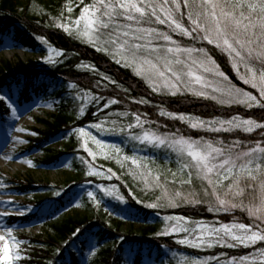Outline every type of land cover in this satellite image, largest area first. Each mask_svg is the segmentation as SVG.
Segmentation results:
<instances>
[{
	"label": "snow or ice",
	"instance_id": "1",
	"mask_svg": "<svg viewBox=\"0 0 264 264\" xmlns=\"http://www.w3.org/2000/svg\"><path fill=\"white\" fill-rule=\"evenodd\" d=\"M75 6L79 7V15L73 19V2L68 0L61 11L62 22L55 23V27L108 56L120 67L131 70L150 94L190 96L236 112L226 118L204 119L169 111L162 106L163 101L156 106L160 117L179 120L190 129L212 134L209 138L203 135L193 138L179 129L161 132L159 129L163 126L149 120L146 113H117L119 117H131L119 128V132L127 136L125 143H130L133 149L138 146L163 149L167 162L175 157L176 170L167 169L171 179L164 172H154L155 161H149L147 156L123 154L119 145L105 144L92 135L90 129L93 128L115 132V120L108 129L103 127L105 120L89 124L87 128H74L72 131L79 137L83 150L93 160L98 154L109 160L115 158L121 168L130 162L132 168L127 174L143 184L142 190L160 193L154 201L144 205L146 208L195 209L206 205L209 213L221 217L206 222L184 215H167L163 217L164 227L158 236L183 234L176 243L191 249H252L244 255L184 256L178 264H264V122L251 116L246 118L245 113L238 111L239 108L264 110V0H90L89 3L79 0ZM64 11L69 14L67 17ZM38 39L43 44L48 43L42 37ZM9 46H15L14 40L12 45H2ZM215 53L226 57L225 63L230 65L235 79L247 86V90L226 74ZM61 55L48 47L43 62L58 63L55 57ZM78 67L97 72L91 64L81 63ZM100 75L109 84H116L111 77ZM42 87L45 85L38 76L0 84V105L15 114V105L20 99L27 92ZM76 87L69 84V88ZM94 87L100 88L101 81L97 80ZM122 91L126 93L128 89ZM74 100L80 101L79 116L85 115L88 105H96L97 111L102 112L120 103L118 99H108L101 108L103 95L90 92H77ZM134 102L150 103L143 97ZM154 124L156 127H151ZM257 130H260L259 139L246 136L227 141L217 135L252 134ZM90 142L95 148L90 147ZM27 163L31 166L32 162ZM84 163L90 177L103 175L111 179L115 175L112 169L102 172L93 163L86 160ZM97 188L105 196H113L116 191L114 187L97 185ZM87 195L96 201L92 191ZM114 198L123 202L122 196ZM237 212L242 215L238 217ZM15 214L24 215V212L17 210ZM11 215L13 213L7 209L0 212V217ZM224 216H230L231 220L224 222ZM22 243L11 228H0V264H17L23 258Z\"/></svg>",
	"mask_w": 264,
	"mask_h": 264
},
{
	"label": "trees",
	"instance_id": "2",
	"mask_svg": "<svg viewBox=\"0 0 264 264\" xmlns=\"http://www.w3.org/2000/svg\"><path fill=\"white\" fill-rule=\"evenodd\" d=\"M67 2L68 0H47L46 7L51 11H55L57 8H63ZM72 2L73 6L79 4V0H72ZM84 2L89 3L90 0H84ZM0 29L7 34L11 33L17 44L30 52H35L40 48L38 37H42L48 42V45L62 53L56 59L59 62L55 64H35L32 61L24 63L20 60L0 64V84L7 85L18 79L31 80L38 76L45 87L33 93L56 96L59 100L55 112L40 121L44 140L42 139L36 145V148L43 152L41 162L44 165H51L65 156L78 154L76 152L78 144L72 130L78 127L86 128L89 124L96 123L102 116L101 112L93 115V113L98 112L96 105H92L85 115L75 116V103L66 97L69 84H76L77 89L85 92L103 95L104 100L101 101L100 107L108 99H118L119 104L109 106L112 110L146 113L149 120H154L156 124L163 126L159 129L160 131L175 132L179 129L184 135H190L193 138H199L201 135L209 138L212 134L196 131L176 120L160 117L159 108L156 106L161 105L163 101L162 106L169 111L198 115L202 118L227 117L229 114H236L232 109H222L210 101L196 100L192 97H160L156 94H150V90L144 82L135 77L131 70L120 67L108 56L97 53L92 47L69 36L63 30L48 24L47 16L31 15L28 8L18 0H0ZM214 55H216L223 70L233 82L245 88L239 80L235 79V73L231 71L230 65L225 63L226 57H221L219 53ZM81 63L93 65L97 72L78 67ZM100 74L111 77L116 81V84H109L108 81L102 80ZM97 80L101 81L100 88L94 87ZM105 85L107 86L105 87ZM125 88L128 89L126 93L122 91ZM27 94L28 92L24 97ZM141 97L149 100L150 103L145 105L134 102ZM238 111L245 113L246 118L251 116L260 121L264 120V110L239 108ZM156 124L151 125V127L155 128ZM148 126L146 125V127ZM219 136L226 138L227 141L243 138L239 133L233 136L224 134ZM58 139H61L64 143L61 152L49 148L51 143ZM73 167L74 176L66 182V185H68L65 189L66 194L54 198L50 203V207L44 209V211L42 210L43 206L41 207L42 202H40L39 213L36 216L22 220L25 222L32 220L46 221L52 230V233L47 235L43 241L34 242L41 246L39 249L41 254L39 264H84L82 255L93 240L99 246L100 252L90 264H127V248L135 252L136 255L133 256L135 264H141L145 253L148 257H151L153 252L157 248H161L162 245H175L171 238L156 234V228L152 223V215L160 212L146 209L137 204L123 186L121 187L122 193L126 196L129 205L126 210H122L118 206L119 210L123 211L121 218L110 220L103 212V208L93 215L88 213L85 215L62 214L71 201L72 195L67 196L78 184H82L81 181H85L79 164L75 163ZM32 185L33 183L21 184L18 188V194L20 196L36 195L38 191ZM45 189L47 190V188ZM60 213L62 215L58 217ZM165 213L184 215L194 220H210L214 217L203 206L195 209L182 207ZM224 218V222H227L228 217L224 216ZM11 220L15 222L18 218L11 217ZM135 221L140 223L137 230L133 228ZM192 252L198 254L196 251ZM219 252H226L230 256L244 253V251L230 249L219 250Z\"/></svg>",
	"mask_w": 264,
	"mask_h": 264
},
{
	"label": "rangeland",
	"instance_id": "3",
	"mask_svg": "<svg viewBox=\"0 0 264 264\" xmlns=\"http://www.w3.org/2000/svg\"><path fill=\"white\" fill-rule=\"evenodd\" d=\"M18 1L23 3L28 8V11L31 15H35L38 17L47 16V23L52 26H55V23L57 22H62L60 20V15L63 8H57L55 9V11H51L49 8L46 7L47 0ZM68 15L69 14L64 11V16L67 17ZM78 15L79 7L73 6V12L71 13V17L74 19ZM12 42L13 38L11 36L4 34L0 36V64L5 62H17V60H22L25 63H27L28 61H32L35 64H44V58L48 55V44H43L40 40V48L34 53H31L30 51H27L20 47L17 42H15V40V46L2 47V45L4 44L12 45ZM56 58L57 57H55V59ZM245 89L247 90V86H245ZM66 91V97H68L75 103L74 115L80 117L78 115L80 101L74 100V97L76 96L77 92L83 93L85 91L77 89V87L76 89L68 87ZM252 91L253 94H256L254 90ZM92 94L96 95L94 93ZM58 101L59 100L57 97L51 95H31L30 98L26 101L20 100L19 103L15 105V107L17 108L15 114H13L10 109L4 111L5 113L0 114V148L2 147V149L0 150H3L0 153V199L4 200V202L1 204L4 205V210L7 209L8 211L13 213V215L8 217H0V228H2L3 226L11 228L13 234L17 237V239L23 241V243L21 244V248L23 249V251L21 252V256L23 258L20 261H17V264H39V256L41 255L39 253V249L41 246L37 245L34 242L43 241V239H45L47 235H50L52 233V230L47 225L48 222L46 221H41L39 223L12 222L11 217L16 216L19 218H25L27 216L34 215L39 207V202L43 199H46L43 205L48 207L51 203V201L47 200L48 198H59L65 195V189H67L68 187V185H66V182L69 178L74 176L73 166L75 163L79 164V166L81 167L82 176H84L83 179H85V181H81L80 183H82V185L78 184L73 189V191L67 196L70 197L72 195L71 201L65 207L62 214L66 213L70 215H85L88 213L93 215L97 214L103 208V212L105 213V215L110 220H115L117 218H121V216L123 215V211L119 210V207H121L122 210H126L129 205L126 196L124 195V193H122V186L127 190L128 195L132 196L135 202L144 208H146L144 206L146 203L154 201L155 196L160 194L159 191L146 192L142 190L143 184L140 181L133 179L131 175L127 174L128 170L132 168L130 162H127L126 166L124 168H121L120 164L116 162L115 158L109 160L105 159L102 155L98 154L95 160H93V158L90 157L88 153L83 150L81 146V141L75 133V140L78 144L76 152L78 154H74L72 156H65L57 163H53L51 165L42 164L41 161L43 160V152L35 148V146L40 141H42V139L44 140L42 133V124L40 121L42 119H46L48 116L55 112V108L58 105ZM91 106L92 105L87 106L85 113ZM110 107L107 109H103V111L101 112L102 116L96 123H99L100 120H105L106 122L103 127L105 129H108L113 127L111 122L115 120L116 131L100 132L93 128L90 129L92 135H95L97 139L102 140L103 142H105V144L119 145L123 150V154L132 155L133 153H135L138 156H147L149 158V161H155V164L152 165L154 172L157 170L164 172L168 176V178L171 179V175L167 173V169H172L173 171L176 170L175 157L172 156L171 162H167L166 153L163 149L157 150L152 149L151 147L145 149L144 146H138L137 149H133L130 143H125V141L127 140V136L123 133H120L119 128L121 126L126 125L131 120V117H119L117 115V113L119 112L112 110ZM98 113L99 112H97L96 114ZM176 121L180 122L179 120ZM257 121L264 122V120ZM18 128L23 129V131H17L16 129ZM259 131L260 130H257L252 134L239 133V135L243 138L246 136H252L254 138L259 139ZM217 135L219 136L221 134ZM224 135L233 136V134ZM219 138L224 137L219 136ZM2 139H4V142L2 141ZM63 145V141L61 139H58L51 143V146L49 148L55 150L56 152H61V148H63ZM90 147L95 148V146L91 144V142ZM5 150L11 153H9V157L3 156V152ZM113 155L115 156V154ZM85 160L90 163H93L96 168L98 170H101L102 172H106L108 169H112V172L115 173V175L112 176L111 179H108L106 178V176L103 175L100 177H90L87 175V164L84 163ZM27 161L32 162L31 166L27 163ZM28 183H33L32 186L36 187L38 193L34 196H18L17 191L21 184ZM97 185H100L104 188L114 187L116 191L113 193V196H105L104 193L100 191L99 188H97ZM45 186H47L48 190L43 188ZM88 191H92L96 195V201H93L91 198L88 197ZM57 192H59L60 195H55V193ZM116 195L122 196L123 202L115 199L114 197ZM202 206L207 209L206 205ZM29 209H31V211H29ZM17 210L24 212V215H16L15 212ZM151 210H157L160 212L152 215V223L156 228L157 234L159 231L163 230V217L167 215H174L167 214L165 212L173 209L159 208ZM62 214L60 213L58 217H60ZM236 215L240 217L242 214L237 212ZM213 216L214 217L212 219H204V221L212 222L217 219H221V217L215 214H213ZM225 217H228V221L231 220L230 216ZM244 219H246V217H244ZM223 220H225V218ZM139 226L140 223H137L135 221L133 228L137 230ZM182 236L183 234L163 236L171 238L175 245H162L161 248H157L156 251L153 252L151 257H148L145 253L141 264H178V261L181 259V257L184 256H187L189 258H204L212 255L221 256V254L227 253L219 252V250H229L228 248L220 247L203 250L191 249L184 245H179L176 243V241L182 238ZM230 250H238L240 252L244 251L245 254L252 251V249L244 248ZM192 251H198V254ZM99 252L100 248L95 243V241L90 243L86 251L84 252V263L90 264L91 262H93ZM244 253H239L237 255H244ZM135 255L136 254L133 250L127 248V264H131V262L134 260L133 256L135 257Z\"/></svg>",
	"mask_w": 264,
	"mask_h": 264
},
{
	"label": "bare ground",
	"instance_id": "4",
	"mask_svg": "<svg viewBox=\"0 0 264 264\" xmlns=\"http://www.w3.org/2000/svg\"><path fill=\"white\" fill-rule=\"evenodd\" d=\"M4 139H2V141H3ZM4 142V141H3ZM0 149H2V147L0 148ZM3 150H0V153L2 152ZM10 152L9 151H4L3 152V156L4 157H9L10 156V154H9ZM4 202V200H2V199H0V212H2L3 210H4V205H1L2 203Z\"/></svg>",
	"mask_w": 264,
	"mask_h": 264
}]
</instances>
